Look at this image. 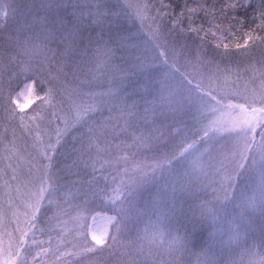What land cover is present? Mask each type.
I'll return each instance as SVG.
<instances>
[{
	"label": "snow or ice",
	"instance_id": "snow-or-ice-1",
	"mask_svg": "<svg viewBox=\"0 0 264 264\" xmlns=\"http://www.w3.org/2000/svg\"><path fill=\"white\" fill-rule=\"evenodd\" d=\"M0 264H264V0H0Z\"/></svg>",
	"mask_w": 264,
	"mask_h": 264
},
{
	"label": "trees",
	"instance_id": "trees-1",
	"mask_svg": "<svg viewBox=\"0 0 264 264\" xmlns=\"http://www.w3.org/2000/svg\"><path fill=\"white\" fill-rule=\"evenodd\" d=\"M48 259L50 260L51 258L49 257Z\"/></svg>",
	"mask_w": 264,
	"mask_h": 264
},
{
	"label": "rangeland",
	"instance_id": "rangeland-1",
	"mask_svg": "<svg viewBox=\"0 0 264 264\" xmlns=\"http://www.w3.org/2000/svg\"><path fill=\"white\" fill-rule=\"evenodd\" d=\"M102 222V221H101Z\"/></svg>",
	"mask_w": 264,
	"mask_h": 264
}]
</instances>
